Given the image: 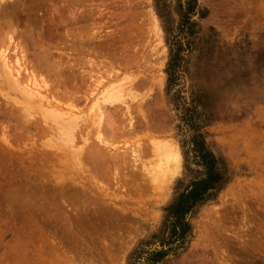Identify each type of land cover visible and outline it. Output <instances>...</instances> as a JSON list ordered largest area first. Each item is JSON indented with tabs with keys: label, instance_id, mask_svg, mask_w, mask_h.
Instances as JSON below:
<instances>
[{
	"label": "rangeland",
	"instance_id": "374dc122",
	"mask_svg": "<svg viewBox=\"0 0 264 264\" xmlns=\"http://www.w3.org/2000/svg\"><path fill=\"white\" fill-rule=\"evenodd\" d=\"M5 34L30 49L29 69L57 84L60 94L52 89L60 99L68 89L65 95L81 97L82 115L91 114L109 83L132 92L124 95L130 105L116 103L115 121L124 132L112 152L121 148L125 164L119 172L108 164L98 173L89 163L105 192L92 194L100 213L81 220L71 210L45 213L56 198L81 204L91 195L82 190L83 198H71L42 178L52 135L34 126L41 117L31 123L19 117L18 105L3 95L14 91L0 83V264H150V251L169 247L161 240L170 205L205 175L193 149L199 133L219 159L224 181L187 213L185 243L158 264H264V0H0V41L9 45ZM40 56L49 57L50 68ZM164 143L181 154L179 165L165 164L173 167L167 174L156 146L149 147ZM41 157L46 160L39 163Z\"/></svg>",
	"mask_w": 264,
	"mask_h": 264
},
{
	"label": "bare ground",
	"instance_id": "6f19581e",
	"mask_svg": "<svg viewBox=\"0 0 264 264\" xmlns=\"http://www.w3.org/2000/svg\"><path fill=\"white\" fill-rule=\"evenodd\" d=\"M4 31V30H3ZM16 31V30H15ZM14 31V32H15ZM143 31V30H142ZM9 32V31H8ZM6 33V31H5ZM11 33V32H10ZM18 33V32H17ZM18 35V34H15ZM8 36V42L9 45H5L4 43H1L3 40L0 41V77L2 76V82H0L1 84L3 83V86H1L2 89L6 88L11 91L13 90L14 93L11 92H4L3 91V95L5 94V96L7 98H9V100H13V102L15 104H17V111L19 114V117H25L26 121L31 123L32 117H41L40 121L37 120V122H34L37 126L40 128L41 127V131L43 133L40 134H44L46 132L47 135H52L51 136V141L52 144L54 146V151H52V153H48L46 154L45 158H48L47 161L50 162V166H43L44 169H42V178H45V180H48V182H52V185L57 189H59L60 191H65V192H69L73 193V195L71 196V194H67L65 193L67 196L69 195L71 198L74 196L76 198V195H80L81 198L82 195L81 194H86L88 196L91 195L90 197V201H85L81 202V204H78L75 202V204L72 202V200H75L74 198L70 197H66L67 199L70 198L71 202L66 205V200L64 199V201L59 202L58 198H56L55 200L58 201V203H54V204H50V206L48 207H44V209H46L47 212L45 213H51V215H55L56 213H66L67 210H71L73 213H76V217H78L79 219L81 218V220H83L82 218L87 217V215H89L88 213L91 212L92 214L94 213H100V208H98L96 206V203L93 202L94 204H91V201H93L92 199V194L94 193V195L97 197H100L105 191L102 190V185L100 184L101 187L97 186V184L94 183V179H96V175L93 173L92 169H91V164L89 165V163L91 162L92 164L95 163L94 166H96V169L98 173H100L101 168L105 169L107 167V165L111 164V165H117L116 169H118L123 160L122 158H124V155L121 153L122 151L119 150L121 148H118L117 150H119L120 152H117V150L115 149L114 152H112L115 148V146H117L116 141H113L114 138L120 136L119 134H122L124 132V129H121V127H119L120 125L116 123L115 121V117L119 114V108H120V104L121 102H119L120 104L117 105L116 103H118V101H123L125 103L127 102V99H124V95L126 96L127 94L129 95V91L128 93H126L127 91H123L124 89L122 87H114V85L112 87H109L111 84L113 83H109L110 85L108 87H105L104 90L101 91L102 95L101 96H97L98 98L96 99L95 102H93V113L89 112L91 114V116L89 115H82L83 113L79 112L81 111V107H79V105L77 104V102H79V100L81 99V97L77 95L72 96L65 95V92H68L65 90V92H62V96H68L67 98L64 97L63 99H60L58 95H56L53 91L55 86H51V82L49 83V80L47 79H43V77L40 78L38 77V75H36L32 70L29 69L28 64L26 63L27 60V54L29 56V52L30 49L28 48L27 53H26V48L25 46H22L23 42L20 43L19 41H17V39H14V35H7L5 34V37ZM20 36V35H19ZM28 36V35H27ZM25 37V34H24ZM2 38V35H1ZM117 38V37H116ZM120 38V37H119ZM22 39V38H21ZM31 39V38H30ZM28 42V41H27ZM32 43V40L29 41ZM35 41L33 40V43ZM25 43V41H24ZM32 43V44H33ZM12 44V46H11ZM40 44V43H39ZM39 44H36L39 45ZM29 45V43L27 44ZM35 45V43H34ZM33 45V46H34ZM150 45V44H149ZM11 46V47H10ZM28 47V46H27ZM44 47V45H43ZM46 47V46H45ZM35 48V46L33 47ZM14 50V52L11 53V50ZM37 49V48H36ZM43 49V48H42ZM34 51V50H33ZM39 52V51H38ZM45 52V51H44ZM40 53V52H39ZM50 53V52H49ZM41 54V53H40ZM39 54V55H40ZM44 54V53H42ZM45 54L47 55V52H45ZM136 54V53H135ZM38 57V56H37ZM42 57H46V56H40ZM37 58V59H41V58ZM32 58V57H31ZM34 58V56H33ZM43 58V59H44ZM47 58L49 59V57H46V62H45V66L49 67V64H47ZM53 59V58H52ZM31 60V59H30ZM50 60V59H49ZM55 60V59H54ZM53 60V61H54ZM29 61V60H28ZM36 60H34L33 62H35ZM40 61L43 60H39ZM38 62V61H36ZM51 62V61H50ZM38 63V64H39ZM42 63V62H41ZM55 63V61H54ZM53 63V64H54ZM33 64V63H32ZM36 64V63H34ZM33 64V65H34ZM56 64V63H55ZM129 64V63H128ZM32 65V66H33ZM43 65V64H42ZM37 65L33 66L36 67ZM149 66V65H148ZM55 67V66H54ZM45 68V67H44ZM58 68V67H57ZM33 69V68H32ZM47 69V68H46ZM51 69L47 70L50 71ZM118 70V69H117ZM43 71V70H42ZM56 71V70H55ZM116 71V70H115ZM41 72V70H40ZM58 73V72H57ZM60 73V70H59ZM117 73V72H116ZM114 74V71L112 73V75ZM131 75V74H130ZM138 77V76H137ZM127 78V76H126ZM132 79V75L130 77ZM134 78V77H133ZM51 79V77L49 78ZM129 79V78H128ZM136 79V78H135ZM130 80V79H129ZM134 80V79H133ZM132 80V81H133ZM53 81V80H52ZM55 81V80H54ZM101 80H99L100 82ZM117 80H115L116 82ZM132 81H129L132 82ZM114 82V83H115ZM57 83V82H55ZM98 83V82H97ZM103 83V81L101 82ZM133 83V82H132ZM53 84V82H52ZM59 84V83H58ZM121 84V83H120ZM124 84V83H123ZM99 85V84H98ZM131 84H129L130 86ZM118 86V85H117ZM120 86V85H119ZM124 86V85H123ZM127 86V87H129ZM135 86V84H134ZM133 86V87H134ZM53 87V89H52ZM65 87V86H64ZM132 87V86H131ZM130 87V88H131ZM137 87V86H136ZM57 88L58 85H57ZM56 88V89H57ZM66 88V87H65ZM94 88V86H93ZM135 88V87H134ZM95 89V88H94ZM132 89V88H131ZM137 89V88H135ZM55 90V89H54ZM61 90V89H60ZM133 90V89H132ZM139 90V89H138ZM56 91V90H55ZM59 90L57 89L56 93L60 94V92H58ZM70 92V91H69ZM146 92V91H145ZM144 92V93H145ZM149 92V91H148ZM2 93V92H0ZM12 93V94H11ZM74 93V92H73ZM71 93V94H73ZM94 93V92H93ZM91 93V95L93 94ZM139 93V92H138ZM100 94V93H99ZM98 94V95H99ZM131 94V93H130ZM151 94V93H150ZM60 95V96H61ZM142 95V94H141ZM157 95V94H156ZM70 96V97H69ZM135 96V94H134ZM140 95H138L139 97ZM143 96V95H142ZM1 97V95H0ZM3 97V96H2ZM88 97V96H86ZM71 98V99H70ZM74 98V100H73ZM126 98V97H125ZM146 98V97H145ZM2 99V98H1ZM94 99V98H93ZM8 100V99H7ZM70 100V101H68ZM87 100V98H86ZM140 101V100H139ZM7 102V101H5ZM130 102V101H129ZM142 102V101H141ZM9 103V102H7ZM6 103V104H7ZM66 103V105H65ZM134 103V102H133ZM132 103V104H133ZM136 103V102H135ZM5 104V105H6ZM141 104V103H140ZM8 105V104H7ZM12 105V104H11ZM84 105V104H83ZM123 105V104H122ZM128 105H130V103H128ZM135 105V104H133ZM9 106V105H8ZM92 106V105H91ZM126 105H124L123 107H125ZM132 106V105H131ZM143 106V105H142ZM122 107V108H123ZM133 107V106H132ZM131 107V108H132ZM9 108V107H8ZM14 108V107H13ZM90 108V107H89ZM129 108V106H128ZM126 107V110H131L128 109ZM133 109V108H132ZM142 109H144L142 107ZM16 110V109H15ZM89 110V109H88ZM125 110V108H124ZM125 110L126 114L127 111ZM1 111V110H0ZM11 112V111H10ZM35 112L40 113V116H38ZM121 112V111H120ZM4 113V112H3ZM12 113V112H11ZM10 113V114H11ZM14 113V112H13ZM12 113V114H13ZM16 113V112H15ZM81 113V114H80ZM146 113V112H145ZM9 114V113H8ZM124 114V111L123 113ZM148 114V112L146 113ZM135 116V114H134ZM88 117V118H87ZM90 117V118H89ZM123 117V116H122ZM131 117V116H129ZM147 117V116H146ZM149 117V116H148ZM21 119V118H20ZM131 121V120H130ZM134 121V120H133ZM132 121V122H133ZM130 123V122H129ZM119 125V126H118ZM132 126V125H131ZM149 126V125H148ZM27 129V128H26ZM95 134H94V133ZM156 133V132H155ZM94 134V135H93ZM45 135V134H44ZM45 135V136H47ZM40 136V135H39ZM141 136V135H139ZM50 137V136H49ZM94 137V138H93ZM115 138V139H116ZM149 138V137H148ZM139 139V138H138ZM1 140V139H0ZM153 142V139H151ZM162 140V139H161ZM164 140V139H163ZM147 141V140H146ZM42 142V141H41ZM141 142V141H140ZM155 142V141H154ZM39 143V141L37 142ZM116 143V144H114ZM142 143V142H141ZM143 144V143H142ZM142 144H138L137 146L140 147L142 146ZM175 144V143H174ZM173 144V145H174ZM37 145V144H36ZM34 145V147L36 146ZM115 145V146H114ZM154 145V144H153ZM159 145V144H158ZM44 146V145H43ZM42 146V147H43ZM136 146V147H137ZM156 146V151L155 153L158 155H160L161 157V165L164 166L160 168V170H162V172H164V174H167V171L170 167L167 168L165 167V164L170 163L171 161H175V163L177 165H179L180 163V151L179 149L173 148L174 146H171L168 143H164L162 145L157 146L156 144L154 146H149L150 148H154ZM3 147V146H2ZM39 147V146H38ZM148 147V145H147ZM158 147V148H157ZM4 148V147H3ZM7 148V147H6ZM33 148V147H32ZM37 148V146L35 147ZM41 148V147H40ZM39 148V149H40ZM117 148V147H116ZM141 148V147H140ZM146 148V147H144ZM143 148V149H144ZM42 149V148H41ZM113 149V150H112ZM133 149V148H132ZM131 149V150H132ZM139 149V148H138ZM1 150V149H0ZM10 150V149H9ZM34 150V149H33ZM44 150V149H43ZM136 150V149H135ZM134 150V151H135ZM141 152L142 148L140 149ZM154 150V149H153ZM28 152V150H26ZM125 151V153H127V150H123ZM147 151V148H146ZM150 151V153H149ZM148 152H145V154L147 155V153H149V155L152 153L151 150H149ZM24 152V151H23ZM43 152V151H42ZM138 152V151H137ZM25 153V152H24ZM31 152H29L30 154ZM133 153V152H132ZM136 153V152H134ZM9 154V153H8ZM51 156H50V155ZM139 154V152L137 153ZM154 156V153H152ZM155 154V155H156ZM15 155V154H14ZM17 155V154H16ZM24 155V154H23ZM128 155V154H126ZM142 155V153H141ZM6 156V155H5ZM18 156V155H17ZM22 156V155H21ZM30 156V155H28ZM27 156V157H28ZM49 156V157H48ZM140 156V155H139ZM144 156V154L142 155ZM142 156L140 158H142ZM19 157V156H18ZM126 157V156H125ZM156 158V156H154ZM153 157V158H154ZM30 158V157H29ZM42 158V157H41ZM45 158H42L40 160L39 163H42L41 161L43 160V162L46 160ZM121 158V159H120ZM144 158V157H143ZM142 158V159H143ZM9 159V158H8ZM19 159V158H18ZM21 159V158H20ZM23 159V158H22ZM33 159V157L31 158ZM151 159V157H150ZM30 160V159H29ZM35 160V159H34ZM121 160V161H120ZM129 160V159H128ZM16 161V160H15ZM27 161V160H26ZM20 162V161H19ZM30 162V161H29ZM35 162V161H34ZM33 162V163H34ZM149 162V161H148ZM18 163V162H17ZM99 164V165H98ZM123 164H125L123 162ZM151 164V162H150ZM155 164V163H154ZM153 164V166H154ZM41 165V164H40ZM105 165V166H104ZM159 165V164H158ZM152 166V165H151ZM152 166V167H153ZM172 166V165H171ZM158 167V166H157ZM95 168V167H94ZM115 168V167H114ZM115 169V170H116ZM173 169V167H172ZM170 167V171L172 170ZM125 170V169H124ZM155 170V169H154ZM157 170V169H156ZM20 171V170H19ZM47 171V172H46ZM150 171V169L148 170ZM117 172V171H116ZM119 172V169H118ZM121 172V171H120ZM136 172V171H135ZM153 172V171H150ZM156 171H154L155 173ZM169 172V171H168ZM107 173V172H106ZM157 173V172H156ZM90 174V175H89ZM115 174V172H114ZM159 175V173H157ZM163 174V173H162ZM103 175V174H102ZM112 175V174H111ZM120 175V174H119ZM118 175V176H119ZM122 175V174H121ZM124 175V174H123ZM169 175V174H168ZM113 176V175H112ZM115 176V175H114ZM117 176V178H118ZM153 176V173H152ZM162 176V175H161ZM103 177V176H102ZM110 177V176H109ZM121 177V176H119ZM125 177V176H124ZM122 176V178H124ZM116 178V176H115ZM114 178V179H115ZM116 178V179H117ZM127 178V177H126ZM124 178V179H126ZM160 178V177H158ZM25 179V178H24ZM99 179V178H98ZM113 179V177H112ZM113 179V180H114ZM115 179V180H116ZM157 179V177H156ZM170 179V178H169ZM94 180V181H93ZM167 180V179H166ZM23 181V180H22ZM97 181V180H96ZM95 181V182H96ZM122 181V180H121ZM124 181V180H123ZM28 182V181H27ZM114 182V181H113ZM148 182V181H147ZM26 183V182H25ZM46 182H44L45 184ZM100 183V181H99ZM107 183V181H106ZM112 183V181H111ZM108 183V184H111ZM119 183V182H118ZM125 183V182H123ZM143 183V182H142ZM115 184V183H114ZM117 184V181H116ZM119 185V184H117ZM121 184V183H120ZM30 185V184H29ZM39 185V184H38ZM99 185V184H98ZM124 184H122L123 186ZM152 185V184H151ZM97 186V187H96ZM108 186V185H107ZM146 186V185H145ZM144 186V189H145ZM149 185H147L148 187ZM153 186V185H152ZM112 187V186H111ZM126 186L124 185V188ZM146 187V188H147ZM154 187V186H153ZM51 188V186L49 187ZM123 188V189H124ZM130 188V187H129ZM151 188V187H149ZM55 189V190H56ZM31 190V189H30ZM85 191L84 193L81 191ZM128 190V189H127ZM58 191V190H57ZM79 191L81 192V194L79 193ZM104 191V192H103ZM103 192V193H102ZM62 193V194H61ZM79 193V194H78ZM34 194V193H33ZM39 194V193H38ZM61 195H63V192H60ZM109 195V193H108ZM105 196V195H104ZM45 197V196H44ZM86 197V196H85ZM94 197V196H93ZM25 198V197H24ZM101 199V198H100ZM46 200V199H45ZM77 200V199H76ZM28 201V200H27ZM49 201V200H46ZM69 201V199H68ZM120 204V203H119ZM70 206V209L69 207ZM116 206V205H115ZM111 207V206H110ZM113 207V206H112ZM117 207V206H116ZM38 209V207H36ZM121 208V207H120ZM116 209V208H114ZM125 209V208H124ZM123 209V211H125ZM36 210V209H35ZM127 210V209H126ZM18 211V210H17ZM34 211V210H33ZM109 211V208H108ZM117 213V209L115 210ZM121 211V210H120ZM20 212V211H19ZM122 212V211H121ZM130 212V211H129ZM128 212V213H129ZM33 213V212H32ZM105 213V211L103 210V212H101V214ZM107 213V211H106ZM115 215V212H113ZM126 213V212H124ZM100 214V215H101ZM109 214V213H108ZM119 214V212H118ZM123 214V213H122ZM131 214V213H130ZM111 215V214H110ZM113 215V214H112ZM126 215V214H125ZM124 215V216H125ZM69 216V215H68ZM105 216V215H103ZM116 216V215H115ZM119 216V215H118ZM117 216V218H118ZM70 217V216H69ZM101 218H104L102 216H100ZM97 218V217H95ZM73 219V218H72ZM105 219V218H104ZM103 220V219H102ZM40 221H42L40 219ZM76 221V220H75ZM101 221V220H100ZM109 222V221H108ZM107 222V223H108ZM47 223V222H46ZM103 223V222H102ZM105 223V222H104ZM103 223V224H104ZM107 223H105L104 225H107ZM45 224V223H44ZM50 224V223H49ZM55 224V223H54ZM74 223H65L64 225H62V227L64 226V228H72L74 225ZM86 224V223H85ZM102 224V225H103ZM32 225V224H31ZM46 225V224H45ZM53 225V224H52ZM83 225V224H82ZM94 225V224H92ZM47 226V225H46ZM51 227V226H50ZM61 228V227H60ZM67 230V229H66ZM65 230V231H66ZM63 231V230H62ZM73 231V230H72ZM67 232V231H66ZM71 232V231H70Z\"/></svg>",
	"mask_w": 264,
	"mask_h": 264
},
{
	"label": "trees",
	"instance_id": "16d2710c",
	"mask_svg": "<svg viewBox=\"0 0 264 264\" xmlns=\"http://www.w3.org/2000/svg\"><path fill=\"white\" fill-rule=\"evenodd\" d=\"M189 28H192V25ZM175 70V64H173V72ZM193 142L196 157L205 167V175L193 180L170 205L168 209L170 220L163 228L168 235L161 240L162 244H168L169 247L150 251L148 257L150 264H158L170 253H175L183 246L191 227L186 217L187 213L214 195L224 181L223 167L216 155L208 148L203 134L195 135Z\"/></svg>",
	"mask_w": 264,
	"mask_h": 264
}]
</instances>
